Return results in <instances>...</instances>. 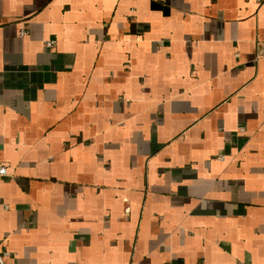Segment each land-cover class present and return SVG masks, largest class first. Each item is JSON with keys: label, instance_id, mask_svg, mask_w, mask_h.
Wrapping results in <instances>:
<instances>
[{"label": "crops", "instance_id": "crops-1", "mask_svg": "<svg viewBox=\"0 0 264 264\" xmlns=\"http://www.w3.org/2000/svg\"><path fill=\"white\" fill-rule=\"evenodd\" d=\"M0 166L9 262L264 264V0H0Z\"/></svg>", "mask_w": 264, "mask_h": 264}, {"label": "built area", "instance_id": "built-area-1", "mask_svg": "<svg viewBox=\"0 0 264 264\" xmlns=\"http://www.w3.org/2000/svg\"><path fill=\"white\" fill-rule=\"evenodd\" d=\"M25 32L21 31V35H24ZM55 41L52 39H48L45 41V46L47 48H52L54 46ZM240 131H243L241 129ZM7 175V169L5 166H0V176H6ZM124 211L127 213L129 211V206H126L124 208ZM9 252L6 250H0V264H16L15 262H9L7 261V258L9 257Z\"/></svg>", "mask_w": 264, "mask_h": 264}]
</instances>
